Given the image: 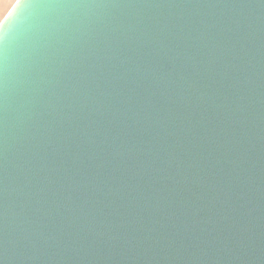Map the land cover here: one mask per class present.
I'll return each instance as SVG.
<instances>
[{
    "label": "water",
    "instance_id": "95a60500",
    "mask_svg": "<svg viewBox=\"0 0 264 264\" xmlns=\"http://www.w3.org/2000/svg\"><path fill=\"white\" fill-rule=\"evenodd\" d=\"M0 261L264 264V0L16 2Z\"/></svg>",
    "mask_w": 264,
    "mask_h": 264
},
{
    "label": "crops",
    "instance_id": "0c3cea01",
    "mask_svg": "<svg viewBox=\"0 0 264 264\" xmlns=\"http://www.w3.org/2000/svg\"><path fill=\"white\" fill-rule=\"evenodd\" d=\"M17 0H0V23L7 16Z\"/></svg>",
    "mask_w": 264,
    "mask_h": 264
},
{
    "label": "snow or ice",
    "instance_id": "6c2138e0",
    "mask_svg": "<svg viewBox=\"0 0 264 264\" xmlns=\"http://www.w3.org/2000/svg\"><path fill=\"white\" fill-rule=\"evenodd\" d=\"M17 2H19V0H17ZM0 264H2V261H0Z\"/></svg>",
    "mask_w": 264,
    "mask_h": 264
}]
</instances>
